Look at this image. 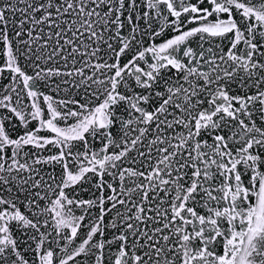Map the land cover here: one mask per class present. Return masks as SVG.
Wrapping results in <instances>:
<instances>
[{
	"label": "snow or ice",
	"instance_id": "6c2138e0",
	"mask_svg": "<svg viewBox=\"0 0 264 264\" xmlns=\"http://www.w3.org/2000/svg\"><path fill=\"white\" fill-rule=\"evenodd\" d=\"M0 264H264V0H0Z\"/></svg>",
	"mask_w": 264,
	"mask_h": 264
}]
</instances>
